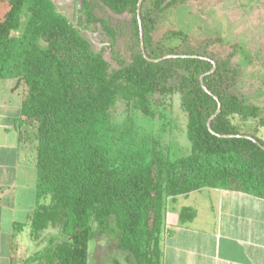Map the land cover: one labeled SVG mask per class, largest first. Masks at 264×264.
<instances>
[{
    "label": "trees",
    "instance_id": "trees-1",
    "mask_svg": "<svg viewBox=\"0 0 264 264\" xmlns=\"http://www.w3.org/2000/svg\"><path fill=\"white\" fill-rule=\"evenodd\" d=\"M7 1L0 20V79L26 86L15 121L19 140L34 142L37 204L30 213V234L37 239L55 229L60 236L57 242L51 237L50 246L31 262L88 264L89 241L110 233L134 263L160 264L168 198L204 188L264 198V142L245 137L230 120L257 118L259 106L237 90V69L226 61L151 39L162 0H143L140 26L138 0H96L113 13L127 11L133 17L137 50L114 70L52 0ZM80 11L86 23H99L113 40L115 31L93 15L88 1ZM140 28L148 58L196 57L148 60ZM173 93L187 114L186 154L165 153L149 137L137 139L130 126L121 130L111 121L109 111L118 97L144 117L162 118V98ZM195 215L184 206L178 219L183 224Z\"/></svg>",
    "mask_w": 264,
    "mask_h": 264
},
{
    "label": "rangeland",
    "instance_id": "rangeland-1",
    "mask_svg": "<svg viewBox=\"0 0 264 264\" xmlns=\"http://www.w3.org/2000/svg\"><path fill=\"white\" fill-rule=\"evenodd\" d=\"M52 1L57 11L76 26L91 49L102 54L110 70L130 61L132 52L137 50L130 12L116 14L96 0H85L90 3L93 15L108 21L115 31L116 36L112 40L104 34L99 23L84 21L80 11L83 0ZM152 2L158 1L147 0V3ZM0 10L1 19L8 10L7 0H1ZM149 36L164 45H177L180 51L202 52L237 69V90L259 106L260 114L257 118L235 115L230 120L240 133L254 135L264 142V0H162ZM1 83L4 85L6 81ZM155 101L159 103V96ZM162 101L163 106L159 108L162 118H148L133 111L118 97L109 111L111 121L121 130L130 126L129 133L134 131L137 139L149 137L151 145L165 153L175 156L186 154L190 148L186 137L187 114L181 107L180 96L173 93ZM207 193L205 189L201 193L190 194L188 198L177 196L173 210L167 215L168 222L177 221V210L181 205L191 203L198 194ZM47 232L58 233L55 229H47ZM104 236H108L110 248L116 251L117 235L109 233L96 235V238ZM23 237L29 240L28 234ZM90 247L91 242L88 243Z\"/></svg>",
    "mask_w": 264,
    "mask_h": 264
},
{
    "label": "crops",
    "instance_id": "crops-1",
    "mask_svg": "<svg viewBox=\"0 0 264 264\" xmlns=\"http://www.w3.org/2000/svg\"><path fill=\"white\" fill-rule=\"evenodd\" d=\"M25 94L23 82L0 79V264H38L30 258L49 247L51 237L56 242L60 237L47 230L37 239L30 234V213L37 204L34 142L19 140L15 121ZM205 189L206 195L177 210V218L184 206L196 212L183 224L168 222L176 198L167 199L160 264H264V198L226 189L199 193ZM109 240L95 235L89 241L88 264H136L120 249L119 239L116 251Z\"/></svg>",
    "mask_w": 264,
    "mask_h": 264
},
{
    "label": "water",
    "instance_id": "water-1",
    "mask_svg": "<svg viewBox=\"0 0 264 264\" xmlns=\"http://www.w3.org/2000/svg\"><path fill=\"white\" fill-rule=\"evenodd\" d=\"M142 2H143V0H138V2H137V19H138V23H139V26H140V8H141V5H142ZM140 45H141V50H142V53H143V55H144V57L145 58H147L148 60H151V61H154V62H156V61H159V60H161V59H163V58H169V57H175V56H181V57H185V56H187V57H196L195 55H166V56H164V57H162V58H156V59H152V58H148L147 56H146V54H145V51H144V47H143V43H142V31H141V28H140ZM213 65H214V63H213ZM202 79V78H201ZM201 85H202V87H203V89L205 90V91H207V92H209L207 89H206V87L203 85V83H201ZM210 93V92H209ZM216 100H217V98L215 97V96H213ZM219 109H220V104L219 103H217V110H216V113H218L219 112ZM214 116V115H213ZM212 116V117H213ZM208 128H209V130L211 131V129H210V127H209V125H208ZM217 136H221V137H228V136H231V135H220V134H216ZM245 137H247V138H251V139H253L255 142H256V140L254 139V138H252L251 136H249V135H244ZM260 145V144H259ZM263 149H264V146H261Z\"/></svg>",
    "mask_w": 264,
    "mask_h": 264
},
{
    "label": "flooded vegetation",
    "instance_id": "flooded-vegetation-1",
    "mask_svg": "<svg viewBox=\"0 0 264 264\" xmlns=\"http://www.w3.org/2000/svg\"><path fill=\"white\" fill-rule=\"evenodd\" d=\"M74 2H76V1L74 0ZM76 9H77V7H76Z\"/></svg>",
    "mask_w": 264,
    "mask_h": 264
}]
</instances>
